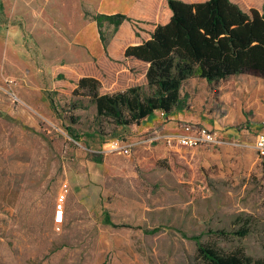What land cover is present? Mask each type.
Segmentation results:
<instances>
[{"label": "rangeland", "instance_id": "1", "mask_svg": "<svg viewBox=\"0 0 264 264\" xmlns=\"http://www.w3.org/2000/svg\"><path fill=\"white\" fill-rule=\"evenodd\" d=\"M86 13L107 14L104 0H0V264H206L199 244L264 258V78H191L184 109L118 127L75 90L84 77L101 94L133 84L111 82L125 62L109 47L152 28L105 24L106 52ZM127 68L145 84L144 65ZM202 129L222 143H182Z\"/></svg>", "mask_w": 264, "mask_h": 264}, {"label": "trees", "instance_id": "2", "mask_svg": "<svg viewBox=\"0 0 264 264\" xmlns=\"http://www.w3.org/2000/svg\"><path fill=\"white\" fill-rule=\"evenodd\" d=\"M167 2L172 11L170 21L158 25L149 40L125 51L126 58L148 65L145 84L101 94L97 79L79 80L75 92H86L96 105L98 118L111 119L118 127L139 126L156 112L169 115L184 109L182 89L191 78L209 84L224 83L241 75L264 78V11L246 12L232 0ZM86 16L96 22L106 52L105 24L117 31L133 21L121 13ZM249 233L247 225L235 234L245 237ZM198 254L206 264H264V258L254 259L243 250L225 254L204 244L198 245Z\"/></svg>", "mask_w": 264, "mask_h": 264}, {"label": "crops", "instance_id": "3", "mask_svg": "<svg viewBox=\"0 0 264 264\" xmlns=\"http://www.w3.org/2000/svg\"><path fill=\"white\" fill-rule=\"evenodd\" d=\"M180 1L186 3H203L208 0H180ZM232 1L238 4L246 12H248L251 9H256L259 10L260 12L264 11V0H232ZM104 12L107 14H118V13L126 14L133 21L136 20L139 22H143V23L135 22L139 24L142 28L143 26L145 27L146 25L149 24V26L152 28V32L156 29L158 25L167 24L172 17V11L168 6L167 0H104ZM128 23L129 22H126L123 25H121L123 30H124V26ZM151 33H150V37H151ZM93 37L94 40H96L97 42V34H95ZM126 41L127 40L124 37V35H122V33L121 34L119 33L117 39L113 44H111V47H109L108 50L109 57L115 60H120V61L122 60L125 62V64H127V65L125 64L118 65L119 67L116 69V71L112 72L111 74V82L112 83L115 82V84H117L118 82L121 84L125 81V79L133 80V84L131 85L129 84L128 87L125 90H122L121 92L126 91L127 89L133 86L139 85L136 83V80H134L132 74H130V72L128 71L127 66L129 63H134L136 65H144L145 70L147 71L148 69V65L146 63H143L136 59L125 57V51L129 46L140 45L143 42L141 43L135 42L127 45ZM146 71L143 75V79L145 82H146L145 80ZM157 113H161V112H156L153 115Z\"/></svg>", "mask_w": 264, "mask_h": 264}, {"label": "built area", "instance_id": "4", "mask_svg": "<svg viewBox=\"0 0 264 264\" xmlns=\"http://www.w3.org/2000/svg\"><path fill=\"white\" fill-rule=\"evenodd\" d=\"M161 137H158L157 139H160ZM168 143L170 142V139H167ZM204 142L211 145H220L222 142L218 140V138L212 134L211 132H208L205 129L200 130V133L198 136L195 137H188L184 138L182 140V143L185 145H196L198 142ZM116 149L118 148L117 146ZM254 147L258 153V156L261 158H264V132L260 133L255 140ZM124 153H128V150H124V147L122 148ZM67 188V185L64 186V189ZM64 194L60 195V198L56 204L55 207V214H54V220L56 225H62L65 219V201H64Z\"/></svg>", "mask_w": 264, "mask_h": 264}]
</instances>
